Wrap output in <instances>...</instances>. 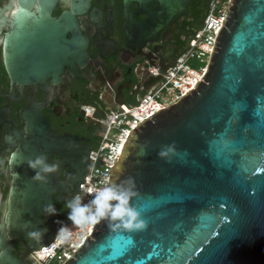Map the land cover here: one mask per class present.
Instances as JSON below:
<instances>
[{
	"label": "water",
	"instance_id": "95a60500",
	"mask_svg": "<svg viewBox=\"0 0 264 264\" xmlns=\"http://www.w3.org/2000/svg\"><path fill=\"white\" fill-rule=\"evenodd\" d=\"M10 2L0 8V123L10 122L4 147H17L4 227L25 252L7 245L0 264H29L27 250L48 247L54 221H69L43 206L59 204L65 184L81 193L101 138L82 104L118 111L141 97L197 36L209 0H69L57 18L54 0H16L6 21ZM228 2L199 80L140 119L113 157L108 179L133 178L145 227L101 221L62 264H264V0ZM40 155L58 165L44 180L26 162ZM35 229H47L42 241L27 237Z\"/></svg>",
	"mask_w": 264,
	"mask_h": 264
},
{
	"label": "built area",
	"instance_id": "2783aa9c",
	"mask_svg": "<svg viewBox=\"0 0 264 264\" xmlns=\"http://www.w3.org/2000/svg\"><path fill=\"white\" fill-rule=\"evenodd\" d=\"M229 4L228 0H210L197 36L179 54L166 73L153 80L151 88L134 103L118 111L108 112L100 131L101 138L81 185L101 186L104 178L109 176L118 146L133 126L140 119L147 118L152 112L179 99L199 80L205 70L214 35ZM191 60L197 61L198 65L191 67ZM79 190L83 197L82 203L92 199L91 195L82 193L81 186ZM66 225L71 235L63 243L56 239L55 231L48 247L31 251L35 264H62L68 254H73L74 248L81 245L84 237L91 232L87 225L83 228L76 227L71 221Z\"/></svg>",
	"mask_w": 264,
	"mask_h": 264
},
{
	"label": "clouds",
	"instance_id": "9594fccd",
	"mask_svg": "<svg viewBox=\"0 0 264 264\" xmlns=\"http://www.w3.org/2000/svg\"><path fill=\"white\" fill-rule=\"evenodd\" d=\"M173 151V146H166L161 149L158 155L161 158H167L169 153ZM12 159H14V154ZM26 162L34 170L33 179L36 180H44L45 176L43 174L55 172L58 167L57 164L50 165L46 163V158L43 155L34 159L29 158ZM134 188L135 183L132 177L116 183L106 176L101 186L85 187L81 185L82 193L91 195L92 199L87 203H82L81 193L73 195L66 202V207L70 210L67 213V219L71 221L73 226L83 228L87 225L89 230L101 221L107 222L108 226L113 229L140 230L145 227V222L140 218V213L131 203L132 198L136 195ZM56 212L54 204L43 206L42 215L45 217L55 215ZM54 222L59 224L56 230V239L63 243L65 239L70 237V229L62 221L57 220ZM25 223L30 224V222ZM46 231L47 229H35L28 232L27 237L39 242L42 241Z\"/></svg>",
	"mask_w": 264,
	"mask_h": 264
},
{
	"label": "flooded vegetation",
	"instance_id": "af4514ba",
	"mask_svg": "<svg viewBox=\"0 0 264 264\" xmlns=\"http://www.w3.org/2000/svg\"><path fill=\"white\" fill-rule=\"evenodd\" d=\"M8 1L9 0H0V8L5 6L8 3ZM10 5L11 7L8 9L3 8V11L1 13V16L6 18V21L9 20V15L11 13L15 14L17 10L16 0H11ZM64 10L70 11L69 0H54L53 6L49 11V17L57 18V16ZM3 35L4 32H1L0 33V107L4 104L6 100L8 94V88H9V77L4 68L3 60H2ZM184 50L182 52H184ZM152 84L153 81L147 85L144 92L148 91L151 88ZM81 110L90 119L96 130L100 133L104 119L106 118L110 110L105 109L100 101L84 102L81 106ZM9 128H10V122L2 121L0 123V159L2 160V164L0 163V251L7 245H10L11 255L15 258H19L25 252V244L20 240L9 239L7 234L5 233V227H4V214L7 205V195L11 181V174L8 169V158L10 153L14 151L15 148L17 147V141H14L15 144L14 146L4 147L5 146L4 135L7 133ZM65 188H66V193L64 192L60 193V197L62 199L61 202L58 204L57 201L55 200L54 203L57 211L67 217V213L70 210L66 207V202L78 192L77 191L75 193L70 192L67 184H65ZM25 261L29 264H35V261L33 260L31 252L29 250H27L26 252Z\"/></svg>",
	"mask_w": 264,
	"mask_h": 264
},
{
	"label": "rangeland",
	"instance_id": "374dc122",
	"mask_svg": "<svg viewBox=\"0 0 264 264\" xmlns=\"http://www.w3.org/2000/svg\"><path fill=\"white\" fill-rule=\"evenodd\" d=\"M189 63L191 67H196L198 65L197 61L195 60H191Z\"/></svg>",
	"mask_w": 264,
	"mask_h": 264
},
{
	"label": "trees",
	"instance_id": "16d2710c",
	"mask_svg": "<svg viewBox=\"0 0 264 264\" xmlns=\"http://www.w3.org/2000/svg\"><path fill=\"white\" fill-rule=\"evenodd\" d=\"M134 102H135V101H134ZM134 102H133V103H134Z\"/></svg>",
	"mask_w": 264,
	"mask_h": 264
}]
</instances>
